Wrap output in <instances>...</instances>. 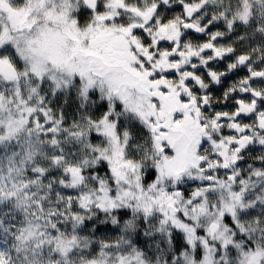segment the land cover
<instances>
[{
    "label": "snow or ice",
    "instance_id": "6c2138e0",
    "mask_svg": "<svg viewBox=\"0 0 264 264\" xmlns=\"http://www.w3.org/2000/svg\"><path fill=\"white\" fill-rule=\"evenodd\" d=\"M0 264H264V0H0Z\"/></svg>",
    "mask_w": 264,
    "mask_h": 264
},
{
    "label": "flooded vegetation",
    "instance_id": "af4514ba",
    "mask_svg": "<svg viewBox=\"0 0 264 264\" xmlns=\"http://www.w3.org/2000/svg\"><path fill=\"white\" fill-rule=\"evenodd\" d=\"M217 94L219 95V92H217Z\"/></svg>",
    "mask_w": 264,
    "mask_h": 264
},
{
    "label": "rangeland",
    "instance_id": "374dc122",
    "mask_svg": "<svg viewBox=\"0 0 264 264\" xmlns=\"http://www.w3.org/2000/svg\"><path fill=\"white\" fill-rule=\"evenodd\" d=\"M241 75H243V73H241Z\"/></svg>",
    "mask_w": 264,
    "mask_h": 264
}]
</instances>
